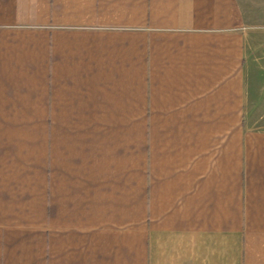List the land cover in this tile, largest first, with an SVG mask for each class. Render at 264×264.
Returning <instances> with one entry per match:
<instances>
[{"label": "crops", "instance_id": "0c3cea01", "mask_svg": "<svg viewBox=\"0 0 264 264\" xmlns=\"http://www.w3.org/2000/svg\"><path fill=\"white\" fill-rule=\"evenodd\" d=\"M249 8L0 0V264H264Z\"/></svg>", "mask_w": 264, "mask_h": 264}, {"label": "rangeland", "instance_id": "374dc122", "mask_svg": "<svg viewBox=\"0 0 264 264\" xmlns=\"http://www.w3.org/2000/svg\"><path fill=\"white\" fill-rule=\"evenodd\" d=\"M249 5V15L253 25H258L253 31L257 34L258 52L264 56V0H244ZM264 60V59H263ZM264 65V63H263Z\"/></svg>", "mask_w": 264, "mask_h": 264}]
</instances>
